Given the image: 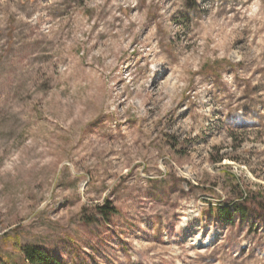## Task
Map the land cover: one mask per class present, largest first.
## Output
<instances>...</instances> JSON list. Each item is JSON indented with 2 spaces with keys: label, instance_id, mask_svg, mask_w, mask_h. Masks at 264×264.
I'll return each instance as SVG.
<instances>
[{
  "label": "rangeland",
  "instance_id": "1",
  "mask_svg": "<svg viewBox=\"0 0 264 264\" xmlns=\"http://www.w3.org/2000/svg\"><path fill=\"white\" fill-rule=\"evenodd\" d=\"M27 246L264 264V0H0V264Z\"/></svg>",
  "mask_w": 264,
  "mask_h": 264
},
{
  "label": "trees",
  "instance_id": "2",
  "mask_svg": "<svg viewBox=\"0 0 264 264\" xmlns=\"http://www.w3.org/2000/svg\"><path fill=\"white\" fill-rule=\"evenodd\" d=\"M100 210L102 215L107 218L117 213V210L110 206L108 203L101 207ZM218 215L230 217V210L228 208H220ZM22 254L30 264H60V262L55 261L43 250L30 246L23 247Z\"/></svg>",
  "mask_w": 264,
  "mask_h": 264
}]
</instances>
